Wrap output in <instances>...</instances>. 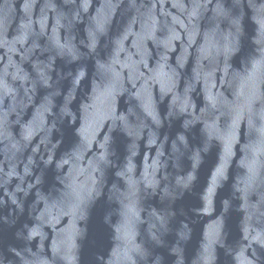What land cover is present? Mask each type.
<instances>
[{"label": "water", "instance_id": "obj_1", "mask_svg": "<svg viewBox=\"0 0 264 264\" xmlns=\"http://www.w3.org/2000/svg\"><path fill=\"white\" fill-rule=\"evenodd\" d=\"M0 264H264V0H0Z\"/></svg>", "mask_w": 264, "mask_h": 264}]
</instances>
